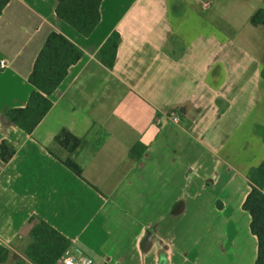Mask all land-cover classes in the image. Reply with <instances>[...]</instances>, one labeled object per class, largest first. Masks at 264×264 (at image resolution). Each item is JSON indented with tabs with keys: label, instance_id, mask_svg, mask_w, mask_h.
<instances>
[{
	"label": "crops",
	"instance_id": "1",
	"mask_svg": "<svg viewBox=\"0 0 264 264\" xmlns=\"http://www.w3.org/2000/svg\"><path fill=\"white\" fill-rule=\"evenodd\" d=\"M56 6L11 0L0 17V147L16 150L0 158L4 264L26 260L34 217L70 241L64 255L79 248L94 264H256L243 204L264 161V25L250 22L264 0H104L90 37ZM53 31L85 56L28 135L6 112L26 106ZM115 32L109 69L97 54ZM64 129L81 140L83 179L49 152Z\"/></svg>",
	"mask_w": 264,
	"mask_h": 264
},
{
	"label": "trees",
	"instance_id": "2",
	"mask_svg": "<svg viewBox=\"0 0 264 264\" xmlns=\"http://www.w3.org/2000/svg\"><path fill=\"white\" fill-rule=\"evenodd\" d=\"M104 0H57L56 15L84 37H90L101 22V6ZM11 0H0V17ZM255 27L264 25V8L259 9L251 18ZM120 35L113 33L97 54V58L109 69L114 67ZM85 54L66 36L51 32L39 53L29 77L32 91L25 107L11 108L6 117L19 129L32 135L54 106L55 92L61 88L71 67L79 63ZM264 79V69L261 72ZM264 142V136H263ZM81 146V140L62 130L54 139V148L49 152L60 163L80 179L83 169L73 156ZM145 146L137 144L131 150L132 158L141 157ZM16 150L5 143L0 147V158L8 162ZM63 154V155H62ZM251 190L243 209L251 216V232L258 239L256 264H264V161L249 174ZM32 226L31 243L25 250V258H18L16 264H56L70 247V241L48 223L34 217L29 221ZM12 251L0 247V264L6 263Z\"/></svg>",
	"mask_w": 264,
	"mask_h": 264
},
{
	"label": "built area",
	"instance_id": "3",
	"mask_svg": "<svg viewBox=\"0 0 264 264\" xmlns=\"http://www.w3.org/2000/svg\"><path fill=\"white\" fill-rule=\"evenodd\" d=\"M8 66L5 60L0 61V69L4 70ZM174 122H179L180 119L176 115H172ZM60 264H94L93 259L83 250L75 248L72 251H68L61 259Z\"/></svg>",
	"mask_w": 264,
	"mask_h": 264
},
{
	"label": "rangeland",
	"instance_id": "4",
	"mask_svg": "<svg viewBox=\"0 0 264 264\" xmlns=\"http://www.w3.org/2000/svg\"><path fill=\"white\" fill-rule=\"evenodd\" d=\"M262 32H264V29L261 30V34H262ZM260 55H261V59H262V61H263V65H264V47H263V49L261 50V54H260ZM258 96H259V98H258V99H259V102H263V100H264V94L261 93V94H259ZM258 96H257V97H258Z\"/></svg>",
	"mask_w": 264,
	"mask_h": 264
}]
</instances>
